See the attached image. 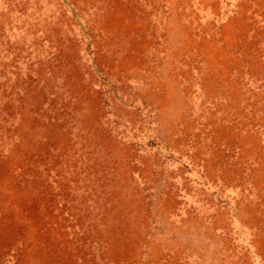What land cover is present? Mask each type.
I'll use <instances>...</instances> for the list:
<instances>
[{
  "label": "rangeland",
  "instance_id": "rangeland-1",
  "mask_svg": "<svg viewBox=\"0 0 264 264\" xmlns=\"http://www.w3.org/2000/svg\"><path fill=\"white\" fill-rule=\"evenodd\" d=\"M0 264H264V0H0Z\"/></svg>",
  "mask_w": 264,
  "mask_h": 264
}]
</instances>
